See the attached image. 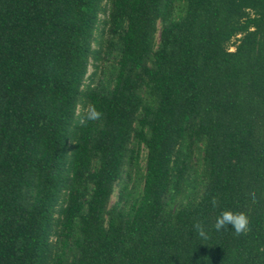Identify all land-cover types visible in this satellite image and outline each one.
<instances>
[{"label": "trees", "instance_id": "16d2710c", "mask_svg": "<svg viewBox=\"0 0 264 264\" xmlns=\"http://www.w3.org/2000/svg\"><path fill=\"white\" fill-rule=\"evenodd\" d=\"M104 10L0 0V264H264V0H109L100 41Z\"/></svg>", "mask_w": 264, "mask_h": 264}, {"label": "clouds", "instance_id": "9594fccd", "mask_svg": "<svg viewBox=\"0 0 264 264\" xmlns=\"http://www.w3.org/2000/svg\"><path fill=\"white\" fill-rule=\"evenodd\" d=\"M75 115L79 117L78 123L82 126H87L89 122L100 121L103 118V112L95 103H89L84 107L78 106ZM213 207L218 206V201L215 197L212 198ZM231 226L236 235L247 234L251 231L250 219L244 211L223 210L216 218L213 225L216 231L226 229ZM193 231L200 238H207V232L203 221L194 222Z\"/></svg>", "mask_w": 264, "mask_h": 264}, {"label": "rangeland", "instance_id": "374dc122", "mask_svg": "<svg viewBox=\"0 0 264 264\" xmlns=\"http://www.w3.org/2000/svg\"><path fill=\"white\" fill-rule=\"evenodd\" d=\"M103 4L105 6V10L100 13V18H99V21H98V24H97V28L95 30V35H96L97 39L100 40V41L105 39L106 31H107V28H108L106 19L108 18L109 0H103ZM160 25L161 24H159V26ZM241 35L242 34L239 33L238 35L233 37V39L231 41V44L229 45L231 50L236 48V43L239 42V40L237 38L240 37ZM156 40H157V43H158L159 31L157 32ZM94 46L100 47L101 44H100L99 41L95 40L94 41ZM94 69H95L94 68V64L91 63V65L89 66L88 73L86 75V80H85L86 84L90 83V82H95L96 79L98 78V75L95 74ZM79 106L82 108V104H80ZM200 155H201V151L198 150L197 153H196V157H198ZM146 160H147V149L145 147H143L142 150H141V154H140V167L143 170H145ZM138 178H139V176L137 175L135 169L132 170V176L130 178L129 185L130 186L131 185L132 186L133 185L139 186V179ZM120 187H121V182H117L116 187H115V192L113 193V195L111 197V203H113L114 201H116L118 199V192H119Z\"/></svg>", "mask_w": 264, "mask_h": 264}]
</instances>
